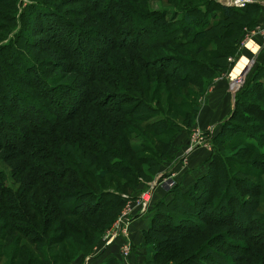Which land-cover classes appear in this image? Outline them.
I'll list each match as a JSON object with an SVG mask.
<instances>
[{
    "label": "rangeland",
    "instance_id": "374dc122",
    "mask_svg": "<svg viewBox=\"0 0 264 264\" xmlns=\"http://www.w3.org/2000/svg\"><path fill=\"white\" fill-rule=\"evenodd\" d=\"M197 1L199 0H0V44L12 39V47L15 50L14 56H11L9 47L0 48V78L3 77L4 84L8 79L24 89L11 91L10 87L5 85L2 93L5 96L0 98V119L3 117L5 120L0 123V264L37 262L38 264H89V262L99 264L105 258L103 256L108 248L113 245L115 248H112L119 251V261L124 264L126 261L129 264H176L186 258H192L190 255L200 249H203L204 253L194 257L191 263L220 264L215 260L224 259L227 264L225 255L231 257L233 264H264V227H261L264 224L259 223L264 217V195H248L251 188L246 185L253 181L264 184V175L259 178L243 175L236 172L229 162L227 165L231 174L230 184L241 192L242 198L253 202L256 217L251 219L254 221L251 225L252 229L244 226L246 220L240 219L241 217L239 222L238 218L235 219L231 211L238 205L233 201H227L226 206L229 211L225 209L222 216L212 214L207 217L209 220L222 217L224 220L219 223L207 222L197 230L190 227L178 231L163 227L169 221L168 217L157 214L153 208L146 210L141 216L147 218L149 222L152 216L156 214L158 216L152 220L154 226L158 228L149 232L145 243L142 240L140 244L136 242L134 244L130 234L129 226L141 218L133 217L141 205L140 196L145 192H151L152 184L156 182L160 184L159 180H163L168 168L176 161L171 153L173 142L178 137L181 140L187 134L189 142L186 150L188 151L200 134V128L196 124L197 116L210 86L217 78L229 82L232 79L231 86H235L238 84L236 81L242 79L241 71L246 68L245 81L251 77L253 69L264 56V48L261 49L264 47V18L257 21L259 11L254 15L249 13L239 18L232 16L235 31L229 38L224 39L229 44L228 47H231V53L224 59L225 61L212 58V54H209L210 45L203 50L199 49L196 42L189 43L191 39L189 36H185V43L181 45L165 42L166 40L162 38L152 42L154 47H145L146 42L148 46L151 37L149 33L143 36L140 31L144 28L139 30L137 23L146 22L142 21L147 17L146 13L164 12L169 21H175L180 18L179 14H174L175 6L176 9L182 10V6H192ZM108 2L110 8L106 12L104 6ZM114 2H117L116 7L113 6ZM38 7L55 9L71 21L72 26L60 32L55 28L54 32L57 33H52V26L53 24L56 26V22L51 16L41 14L43 12L39 11ZM172 24L173 22L168 24V27L174 28ZM78 29L85 32L79 34ZM15 32H18L17 35L14 34ZM60 41L65 42L63 45L65 47H61ZM80 44L83 45V51L79 55L78 62H81L83 57V62L86 60L96 69L95 79L92 81L84 74L78 73L71 59L64 53L65 48L76 52ZM212 47H215L214 44ZM91 49L96 50V54H90ZM174 55L184 59L196 58L207 61L214 69L202 73L197 81L191 83L181 82L177 78L167 81L165 76L173 77L172 66H176V63L167 66L168 60L162 63L168 67L162 76L156 71L149 73L143 69L156 58ZM33 62L36 68L29 66V63ZM168 84L183 86V90L180 91L183 95L174 100V95L171 97L169 91L174 93L176 89L167 86V92H164L166 89L164 87ZM68 86L71 88L73 86L72 90H69ZM77 89L85 90L91 96L77 95V92H74ZM15 91L18 93L17 99L12 101L15 96L12 92ZM70 92L77 98L70 96ZM254 92L259 93L257 90ZM105 93L111 94L107 101L104 100ZM26 94L49 106L44 118L40 119L44 112L36 111ZM235 94L236 92L234 98ZM119 95L126 97L127 101L132 100L127 104L138 103L137 110L149 112L146 103L158 108V112L170 116V121L175 120L179 123L178 132L153 139L137 123H129L135 128V136L127 138L117 128V124L120 119L127 122L129 118L113 110L120 104ZM59 99L63 103L73 102L75 112L64 116L62 112L66 109L62 104L64 109L57 114L51 104ZM76 99L81 100L83 104ZM22 100L25 102L20 105ZM253 100L264 105V98L260 96H253ZM103 105L108 110H101ZM21 107H24L22 109L26 114L21 115ZM193 107L199 110L195 121L190 123L188 121L193 114ZM231 107L232 111L234 105L232 104ZM231 111L227 117L230 116ZM97 113H106V115H101L98 119ZM54 116L57 118H53ZM104 116H107L114 125L111 127L112 132L117 136L113 134L114 143H111V138L101 130ZM257 119L254 117L252 122H258ZM170 121L169 124H172ZM219 123L211 127L209 133H216ZM260 123L264 126L263 122ZM254 124L249 127L257 130L258 127ZM58 135L62 136V139L59 140L56 137ZM67 140L72 144V150H76L72 152L78 153L69 154V157L76 155L77 161L83 158L86 164H90L86 166L90 169V173H84L80 166H76L77 170L73 169L74 171H71L72 168L64 167L62 158L68 154L64 149ZM100 141L117 151L116 154H108L101 158L93 155L91 151H89L90 156L84 157L81 154L84 148H90ZM132 144H147L153 153L134 154L130 150ZM236 152L230 150L226 154L239 160L258 158L253 153L236 155ZM144 155L152 159L142 163L140 156ZM118 156L125 160L128 169L133 167L137 172L135 175L143 179L137 178V182H128L110 173L101 176L102 170L109 169L108 162L117 160ZM62 173H65L64 181L57 182ZM76 173L81 176V182L85 187L78 186L80 179ZM226 174L228 175L227 170ZM225 179V171H222L221 180ZM156 187L163 188L160 185ZM112 189L126 192L124 195L127 197H122L124 202L121 201L115 206L105 205L97 211L90 210L92 207H89V204L93 206L95 200L94 193H103ZM77 192L83 196L80 204H74L76 199L74 194ZM64 194L70 197L61 200L60 195L64 196ZM104 195L114 198V194L109 192ZM214 198L216 199L217 195ZM105 200L107 199L101 197L99 202ZM191 201L197 204L194 200ZM188 202L180 199L179 207ZM73 205L82 206L81 210L88 209L87 214L67 216L66 211L70 212L68 210H72ZM149 205L151 206V202ZM51 207L55 209V213L51 211ZM61 207L64 209H60V212L58 209ZM126 211H130V218L124 232L122 230L124 227L116 229L115 225L125 217ZM226 211L230 212L231 219L225 217ZM160 221H163V226L159 225ZM233 221L237 222L234 224ZM188 222H181V226L186 224L190 226ZM200 222L204 221L200 219ZM79 226L82 227L80 231L76 233L70 231ZM33 232L37 236L32 239ZM58 237L62 238L60 242ZM127 241L130 242L131 252L125 259L122 251ZM152 243L157 245L154 246L156 249L151 247ZM228 243H235L237 246ZM102 248L107 250L101 252ZM138 249H143L142 255ZM191 263L182 262V264Z\"/></svg>",
    "mask_w": 264,
    "mask_h": 264
},
{
    "label": "trees",
    "instance_id": "16d2710c",
    "mask_svg": "<svg viewBox=\"0 0 264 264\" xmlns=\"http://www.w3.org/2000/svg\"><path fill=\"white\" fill-rule=\"evenodd\" d=\"M109 4L110 3L108 2L104 6V9L106 10V12L110 8ZM116 4L117 2H114L113 6L116 7L117 6ZM182 7H183L182 10H179V9H176V6H175L174 14L176 13L175 15H178V14L180 15V18L178 20L175 19V21L174 20L169 21L166 18V13L160 12V11L153 12L152 14L150 13L145 14V16L147 17L143 18L142 21L145 20L146 22L137 23V26H138L137 28L140 27L139 30H141V28H144L145 30V31L141 30L140 33L143 36H146V33H149V36L151 37L149 40L148 46L146 45L148 42H146L145 47L147 48L151 46L154 47V45H152V42L154 43V41L158 39H162V38L164 41L166 40L165 42L181 45L185 43V40H184L185 36H189L191 37V39L189 40V43L191 41H194L197 43V46L199 47V49H203V50H206L210 45L211 50L209 54L210 55L212 54V58L214 59L220 58L221 60L225 61L224 59L231 53V47L230 48L228 47L229 44L225 42L224 39L229 38L235 31L234 29L235 23H234V20L232 19V16L235 15L237 16V18H239L249 13H253L254 15L255 12L257 13V11H259L260 5L254 2V3H248L243 7H233V6L224 5L219 0H199L195 2L192 6H182ZM37 9L43 12L41 14L51 16L53 20L56 22V26L54 24L52 26L53 27L52 33L54 34L57 33V32L56 33L54 32L55 28H57V31L60 32L72 26L71 21H68L67 18H65V16L59 14V12H56L55 9L53 8L43 9L42 7L41 8L38 7ZM163 13L165 14V18H164ZM172 22H173L172 25L174 26V28L172 27L169 28L168 24L170 25ZM84 32H85L84 30L78 29L79 34H83ZM17 33L15 32L14 34L17 35ZM11 41L12 39H8V41H6L5 43L0 44V48L9 47L10 48L9 55L14 56L15 50L12 47ZM60 44H61V47H65L63 46L65 45L64 41L62 43L60 41ZM212 44H214L215 47H212ZM82 47H83L82 44L78 45V50L76 52H72L71 50H68V48H65L64 53L68 55V58L71 59V61L73 62L75 70L78 73L84 74V76L87 77L88 80L92 81L95 79V75H96V69L94 68V66L91 63L87 62L86 60L83 62V57H81V62H78L79 55L83 51ZM263 48L264 47H261V49ZM196 51L198 52L199 50H196ZM96 52L97 51L94 49H91L89 51L90 54H96ZM164 60H168L166 62L168 63L167 66H170L171 64L176 63V66H172L173 69H172L171 74L173 75V77L169 76L168 78L167 76H165V79L167 81H173L175 80V78H177V80H180L181 82L191 83L193 81H197L199 79L198 77L202 73H206L214 69L212 66H210V63H208L207 61L199 60L196 58L184 59L182 57L175 56V55L173 57L167 56V57L156 58L152 62H149L147 64L148 66L144 67L143 69H146L149 73L156 71L159 76H162V73H164L168 69V67L165 66V64L164 65L162 64ZM225 64L226 63L224 62L223 65ZM29 66L36 68V65L34 62L29 63ZM27 69H28V66H27ZM41 80L43 82L42 77H41ZM3 81H4L3 77L1 76L0 78V98L1 99L3 98V96H5V94H2L5 88V85L9 86L11 91L13 89H16V91L24 90L23 88H21V86H19V84H16V82L14 83L7 79L4 84ZM47 82H49V80H47ZM167 86L173 88L174 90L175 89L177 90V91H174V93L169 91V94L171 95V97L174 95L173 97L174 100L178 99L179 97L183 95L180 92L183 90V86H175V85L168 84L164 87V89L166 88L164 92L165 91L167 92V88H168ZM72 88L68 86L69 90H72ZM255 90H257L259 93H255L254 92ZM16 91L12 92L13 94H15V96L11 99L12 101H15V99H17L16 94L18 93ZM74 92L75 93L77 92V95L78 94L85 95V97L91 96L90 93L85 90L77 89ZM110 95H111L110 93H105L104 100L107 101ZM25 96L31 99L32 105L34 104L33 108L36 111H39L40 113L44 112L42 113L43 115L41 116L40 119L44 118L46 113L49 111L48 109L49 106L45 105L41 101L40 102L36 101L37 99L33 98L30 94H26ZM70 96L77 98V96L73 95L72 93ZM253 96H260L264 98V56L262 57V61H260L258 65L256 66V68L253 69L251 77L246 79L241 85V87L236 91L234 108L231 111L230 116L224 119L223 121H221V123L218 126V130L210 138L212 154L208 161V168H207L206 173L196 178L194 183L185 190H181L179 188L178 182L175 181L176 182L175 185L167 192V193H171V197L169 199H167L166 201L160 200L155 204L151 202V206H150L151 208L149 207V209L152 210L154 208V211L157 212V214H162L168 217L169 221L166 224H164V226H163V221H160L159 222L160 226L169 227L170 229H178V231H183V229L190 228V227L195 228L197 230L199 226H202V224L207 223V222L219 223L224 220L222 217L215 218L213 220H209L207 219V217L212 214H220L222 216L223 215L222 212L225 209H228L226 206L227 201H233L235 204L238 205V206H234V209L232 208L233 211H231V213L235 215V219L238 218L237 220L238 222L240 221V219L246 220V223L244 226H247V228L251 227V229L253 228V226L251 225L254 224V221L251 219H253L254 216L256 217L255 208L253 209V206H252L253 202H251L248 199H244V197L242 198L241 192L235 189L230 184L231 174L229 173V168L227 165V162H229L233 166L236 172L241 173L246 176L259 178L264 175V160H263L264 158V126H262L263 124L260 123V122L264 123V105L260 104L258 101H254ZM112 97L114 98L115 96L113 95ZM118 97H120L121 99L120 104L118 106H115L113 110L115 112L125 114L129 118L127 122L120 119L119 123L117 124V128L120 129V131H122L124 136H126L127 138L129 137L130 139L135 136V128H133V126H131L129 123H132V124L137 123L140 126V128L153 139H157L159 136L168 135L170 133L176 134V132H178L179 123L176 122L175 120L170 121V116H168L165 113L158 112V108H153L150 106L149 103H146L148 105L147 107L149 108V112L148 111L145 112V110H142V109L137 110V106L139 105L138 103L136 105H133L132 103L127 104L129 102H132L130 98H129L130 101H127L126 97H122L120 95ZM61 99H63V96ZM61 99H59L58 101L54 100V102H52L51 104V107L54 106L57 114H58V111H61V109H64L62 104L65 106V109H66L65 112H62L64 113V116H68L69 114L74 113L75 110L73 108L74 107L73 102L71 104L63 103ZM77 101L79 103L82 102L81 100H77ZM24 102L25 101L22 100L20 105L23 104ZM124 104H127V105L123 106ZM22 108L24 107L20 108L21 115L26 114L25 110ZM100 109L101 110L106 109V106L103 105ZM198 110H199L198 108L193 107V114L191 115L188 122L192 123L195 121ZM101 115H106V113H97L96 118L99 119ZM254 117L258 118L257 121L258 120L259 121L252 122ZM53 118L56 119L57 117L54 116ZM103 118L104 119H103V122L101 123V130L103 131V133L106 134V136L111 138V143H114V138H113L114 132H112V128H111V127H114V125L110 123V120L108 119L107 116H104ZM4 121L5 120L2 117L0 119V123ZM169 121L172 124H169ZM252 123H255L254 125L257 126L259 130L258 129L254 130L252 129L254 127H249V125H251ZM101 135L102 134H100V136ZM114 136L117 137L116 134H114ZM56 137H58L59 140L62 139V136L60 135ZM106 139L110 140L109 138H106ZM99 143L94 144V146L92 145V147L90 148H86V149L84 148L81 151V154L84 155V157L90 156L89 151H91V153H93V155H96L98 158L104 157L108 154H116L117 151H115L113 148L106 145L103 141H100ZM68 144L69 146H67ZM64 149H66V154L68 153L62 158L64 167L69 168V169L72 168L71 171H74L75 169L77 170L76 166H80L84 173H90L89 172L90 169L86 168V166H89L90 164L89 163L86 164L83 158L82 159L79 158V160L77 161L75 160L76 155L73 157L72 156L69 157V154L71 155L72 153H75V154H78V153L72 152L76 150H72L73 146L71 143H69L68 140L64 144ZM130 150L134 154L140 153L139 155H141L142 152L144 153L150 152L151 154L153 153V150L147 144H132L130 145ZM230 150H236L237 151L236 155H241V154L243 155V153H253L256 156H258V158L257 159L254 158L252 160H244V159L239 160L237 158L231 157L228 154H226V152ZM63 153L61 155H63ZM121 158L122 157H119L115 161H109L108 162L109 169L106 168V170H102L100 172L101 176H104L106 173H110L128 182H135V181L137 182V178L139 180H142L143 179L142 177H138V175H135V173L137 172L134 170L133 167H131V169L127 168L128 167L127 163L125 162V160ZM150 159H152L150 156H146V155L140 156V160L142 161V163H147V160L149 161ZM54 165H57V164H54ZM148 165H151V164H148ZM226 170H227L228 175L226 174ZM222 171H225V175H226V179L224 181L221 180ZM64 174L65 173L61 174V177L59 180H57V182L64 181L63 180ZM77 175H78V178L80 179L78 186L85 187V184L81 182L82 181L81 176L79 174ZM246 185L251 188V191H249L248 195H251V196L264 195V184L262 183L259 184L253 181V182L247 183ZM107 192L111 193L112 195L114 194L113 195L114 198L105 196L104 194H106ZM124 193L126 192H121L116 189H112L110 191L105 190L103 193H94L95 200H94L93 206L92 204H89V207H92V209L90 210L97 211L99 208L105 207V205L115 206L116 204H120L121 201L124 202L122 198L123 197L122 195ZM80 194L81 193L79 192L74 194L76 198L74 204L81 203L80 199L83 196H81ZM215 195H217L216 199L214 198ZM60 196H62L60 198L61 200L70 197L69 195H66V194H64V196L63 195H60ZM101 197H104L107 200L100 203L99 201ZM200 197L203 199H199ZM180 199H184L189 202L183 203L179 207L178 202L180 201ZM191 200H194L195 202H197V204H194V202H192ZM74 207L76 208L74 209ZM81 207L82 206L80 205H73L71 207L72 210H68L70 212L66 211L65 214L67 216H72V215L73 216H85L88 212V209L81 210ZM210 207L212 208L209 209ZM60 209L63 210L64 207H61L58 210ZM52 210L54 213L56 212L53 207H51V211ZM228 211L225 212L227 213L225 215L226 218L227 216L230 217L229 215L230 212ZM156 215L152 216L151 222H149L147 229H144L142 232L144 243L146 241V237L148 236L149 232L152 231L154 228H158L154 226V222H152V220L158 217ZM200 219H202V221L204 222H200ZM262 219H263L262 222L259 221L260 224H264V217H262ZM237 221H233V223L235 224ZM181 222L182 223L188 222L190 223V226H187V224L186 226L185 225L181 226L182 224ZM240 226L243 227V225H240ZM261 227H264V225H261ZM81 228L82 227L79 226L77 228H72L70 231H73L76 233L80 231ZM245 230L246 229H244V231ZM33 233H34V236L32 237V239L37 236L35 232ZM221 235L226 236L227 234L221 233ZM61 240L62 238L58 239L59 242ZM158 242H160V240H158ZM228 244L237 246V244L235 243H228ZM155 245H156L155 243H152L151 247L153 249H156L154 248ZM105 251H106L105 248L101 249V252H105ZM203 253H204L203 249H200L199 251H196L195 254H192L194 256L190 255V257L192 258H186V260L180 261L178 263L176 262V264H182V262H185V261H188V263H191L194 257L198 255L200 256ZM219 256L221 255L219 254ZM224 257L226 258L227 264L234 263L231 260V257L225 256V255ZM119 260L120 259H118L116 256L105 257L99 264H124L120 262ZM215 261L219 262L220 264H226L224 259H221V260L216 259ZM34 264H38V262ZM125 264H129V262L126 261ZM191 264H194V263H191ZM197 264H202V263H197Z\"/></svg>",
    "mask_w": 264,
    "mask_h": 264
},
{
    "label": "crops",
    "instance_id": "0c3cea01",
    "mask_svg": "<svg viewBox=\"0 0 264 264\" xmlns=\"http://www.w3.org/2000/svg\"><path fill=\"white\" fill-rule=\"evenodd\" d=\"M255 3L260 5L259 13L257 14V21L264 18V1L257 0ZM261 43V41H260ZM244 64V63H243ZM231 81L226 79L215 80V83L210 86L207 91L203 103V107L197 116L196 124L199 126L200 131L199 136L207 137L209 129L215 124L225 119L232 109V91H231ZM230 88V89H229ZM219 123V124H220ZM185 133V132H184ZM209 134V135H208ZM185 134L184 138L179 140L178 138L173 142L171 153L175 156V163L170 166L167 170V175H170L176 182H178L179 188L185 190L190 187L196 178L202 176L206 173L208 168V161L212 154L211 140L204 141L202 144H196L194 140L193 146L190 150L187 149V143L189 139ZM213 135V134H211ZM163 188L156 187L152 193V200L154 204L160 200H167L171 197V193H167ZM149 221L147 218L141 217L135 220L130 227V234L134 244H140L143 240L142 232L147 228ZM118 241V240H116ZM136 242V243H135ZM118 245V242H117ZM115 245L108 248V251L103 257L116 256L119 258V251L114 249ZM114 247V248H112ZM107 250V249H106ZM139 250V249H138ZM143 250V249H142ZM142 250H139L142 255ZM138 252V251H136ZM136 257V255H134ZM133 257V258H134ZM90 264V262H89Z\"/></svg>",
    "mask_w": 264,
    "mask_h": 264
},
{
    "label": "built area",
    "instance_id": "2783aa9c",
    "mask_svg": "<svg viewBox=\"0 0 264 264\" xmlns=\"http://www.w3.org/2000/svg\"><path fill=\"white\" fill-rule=\"evenodd\" d=\"M220 2L222 4H224V5H227V6L243 7L246 4H248V3H254V0H220ZM263 37H264V32H263ZM243 82H244V80H240L239 81V83H238L239 84V88L241 87V85L243 84ZM198 136H199V134H198ZM198 136H197V139H196V143L194 145H196V144H202L204 141L207 142V140H210V138H211L212 135L210 134L206 138L205 137H202V136H199V137ZM162 179H163L162 181L159 180V183L160 184H157V182H156V184H152L151 185V188H150L151 189L150 190L151 192H149V191L148 192H145V193H143L140 196L141 197V201H140L141 205L138 208V211L136 212V214H133V217L134 216L141 217V216H143L146 213V210L149 209V206H150L149 203L152 200V193H153V190H154V188L156 186L160 185L161 187H163V189L165 191H169L175 185V183H176L175 180L171 176H169V175H165ZM122 196L124 198L127 197L124 194ZM129 213H130V211H126V213H124V216L125 217L124 218H121L116 223V225H115L116 226V229L117 228L118 229H121V227H124V228H122V230L125 232V229L127 228L125 226L128 225V222L127 221H129V218H130L129 217ZM123 249L124 250L122 251L123 252L122 254L124 255L125 259H127L129 257L130 252H131V246H130V242L129 241L125 242V245H124Z\"/></svg>",
    "mask_w": 264,
    "mask_h": 264
},
{
    "label": "water",
    "instance_id": "95a60500",
    "mask_svg": "<svg viewBox=\"0 0 264 264\" xmlns=\"http://www.w3.org/2000/svg\"><path fill=\"white\" fill-rule=\"evenodd\" d=\"M246 69V68H245ZM244 69V70H245ZM249 69V68H248ZM242 70L241 71V75H240V77H242V79L241 80H244V76L246 75V73H247V71L245 70ZM244 71V72H243ZM239 88V85L237 86V87H235V88H233L232 86H231V91H232V98H231V100H232V103H233V105H234V100H235V98H234V93L236 92V90ZM234 90V91H233Z\"/></svg>",
    "mask_w": 264,
    "mask_h": 264
},
{
    "label": "bare ground",
    "instance_id": "6f19581e",
    "mask_svg": "<svg viewBox=\"0 0 264 264\" xmlns=\"http://www.w3.org/2000/svg\"><path fill=\"white\" fill-rule=\"evenodd\" d=\"M246 71H247V69H246ZM237 83H239V81H236ZM235 82V83H236ZM239 84H236L235 86H232L233 88H235V87H237ZM234 91V90H233Z\"/></svg>",
    "mask_w": 264,
    "mask_h": 264
}]
</instances>
